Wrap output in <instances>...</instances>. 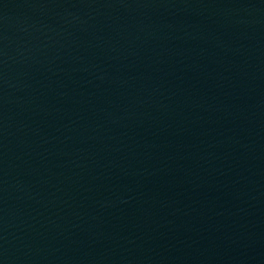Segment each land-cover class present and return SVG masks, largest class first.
Wrapping results in <instances>:
<instances>
[{
  "label": "water",
  "instance_id": "1",
  "mask_svg": "<svg viewBox=\"0 0 264 264\" xmlns=\"http://www.w3.org/2000/svg\"><path fill=\"white\" fill-rule=\"evenodd\" d=\"M0 264H264V0H0Z\"/></svg>",
  "mask_w": 264,
  "mask_h": 264
}]
</instances>
